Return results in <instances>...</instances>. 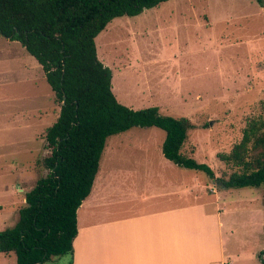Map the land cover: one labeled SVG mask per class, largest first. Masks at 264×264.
Masks as SVG:
<instances>
[{
    "label": "rangeland",
    "instance_id": "obj_1",
    "mask_svg": "<svg viewBox=\"0 0 264 264\" xmlns=\"http://www.w3.org/2000/svg\"><path fill=\"white\" fill-rule=\"evenodd\" d=\"M96 47L99 59L112 71V88L121 103L134 109L160 106L164 115L189 118L195 128L185 143L186 154L208 163L218 177L233 170L218 153L229 152L241 140L249 118L264 115V3L168 0L141 14L114 18L96 37ZM59 113L60 103L41 64L19 41L0 34V230L16 224L26 192L48 173L42 162L50 153L45 132ZM142 133L156 139L159 148L166 138L159 127H135L110 136L97 183L115 158L120 166L139 165L136 161L145 154L129 142ZM118 141L124 142L113 157ZM162 157L172 171L177 169ZM198 173V187L191 186L193 191L184 198L216 201L215 194L202 186L208 176ZM140 183L129 179L124 185L136 190ZM172 185L160 193H173L156 203L179 195V187ZM217 190L221 206L244 210L234 215L241 222L260 224L255 242H246L243 235L242 241L229 245L240 254L232 257L235 264H262L264 185L221 188L217 183ZM232 240L229 237L228 242ZM65 259L66 255L56 256L42 264H63ZM0 264H17L16 254L0 253Z\"/></svg>",
    "mask_w": 264,
    "mask_h": 264
},
{
    "label": "trees",
    "instance_id": "obj_2",
    "mask_svg": "<svg viewBox=\"0 0 264 264\" xmlns=\"http://www.w3.org/2000/svg\"><path fill=\"white\" fill-rule=\"evenodd\" d=\"M166 1L0 0V34L19 41L36 58L60 103L58 118L45 132L50 153L42 162L48 173L26 192L16 224L0 230V253L14 252L17 264L73 254L77 212L91 192L108 138L134 127L165 130L164 156L204 172L221 188L264 185V115L249 118L241 140L218 153L233 168L218 177L208 163L184 151L195 128L189 118L164 115L159 106L134 109L117 99L96 37L114 18ZM259 257L264 264V249Z\"/></svg>",
    "mask_w": 264,
    "mask_h": 264
},
{
    "label": "crops",
    "instance_id": "obj_3",
    "mask_svg": "<svg viewBox=\"0 0 264 264\" xmlns=\"http://www.w3.org/2000/svg\"><path fill=\"white\" fill-rule=\"evenodd\" d=\"M123 142H114L113 157ZM163 143L159 148L156 139H149L145 133L129 142L130 147L135 145L145 154L136 161V168L120 166L115 158L97 183L98 172L77 212L73 254L66 255L63 264H235L232 257L240 254L230 249L234 241H242L243 235L251 243L259 238L260 224L241 222L234 216L244 210H230L217 203L221 199L217 182L210 178L202 180V186L215 194L216 201L190 202L184 198L200 182L199 173L177 164L173 172L162 157ZM129 179L140 180V187L127 189L124 182ZM173 183L181 190L179 195L156 203L173 193H160ZM229 237L233 238L231 243Z\"/></svg>",
    "mask_w": 264,
    "mask_h": 264
}]
</instances>
